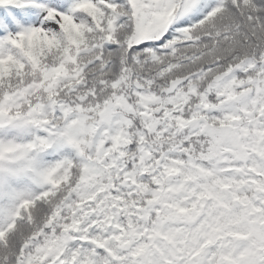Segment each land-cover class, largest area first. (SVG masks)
Wrapping results in <instances>:
<instances>
[{
  "label": "snow or ice",
  "instance_id": "obj_1",
  "mask_svg": "<svg viewBox=\"0 0 264 264\" xmlns=\"http://www.w3.org/2000/svg\"><path fill=\"white\" fill-rule=\"evenodd\" d=\"M0 264H264V0H0Z\"/></svg>",
  "mask_w": 264,
  "mask_h": 264
}]
</instances>
